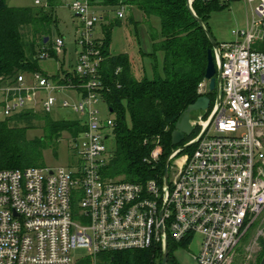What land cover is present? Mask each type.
Wrapping results in <instances>:
<instances>
[{
  "label": "built area",
  "instance_id": "built-area-1",
  "mask_svg": "<svg viewBox=\"0 0 264 264\" xmlns=\"http://www.w3.org/2000/svg\"><path fill=\"white\" fill-rule=\"evenodd\" d=\"M45 1L33 0V6ZM244 1L248 24L213 50L221 71L219 101L215 94L207 120L197 122V137L170 151L166 186L163 176L130 183L104 175L115 120L98 109L108 88L99 73L101 43L92 37L103 19L88 0L69 5L80 24L72 67H59L56 77L35 71L0 82L3 118L66 113L84 127L68 136L74 156L68 170L0 169V264H77V250L93 260L130 250L163 253L169 242L195 236L197 264H233L243 235L264 210V51L257 48L264 43V0ZM126 11L119 7L115 18L122 20ZM63 48L64 39L53 37L37 58L59 60ZM207 85L203 79L198 97L207 96ZM160 154L156 146L146 161Z\"/></svg>",
  "mask_w": 264,
  "mask_h": 264
},
{
  "label": "trees",
  "instance_id": "trees-1",
  "mask_svg": "<svg viewBox=\"0 0 264 264\" xmlns=\"http://www.w3.org/2000/svg\"><path fill=\"white\" fill-rule=\"evenodd\" d=\"M232 1L238 0H192L193 15L187 0H88L91 7L108 13L124 6L139 14L151 41L148 57L154 61L156 53L163 54L162 76L155 72L151 79L144 75L138 79L127 54H110V32L120 21L115 18L102 25L99 73L108 88L104 103L115 120L112 153L104 169L107 178L130 183L162 179L166 158L174 148L171 134L186 108L198 98L197 87L204 79L207 51L211 49L198 20L209 30L211 13L227 9ZM47 2L41 7H11L8 0H0V82L17 73L40 71L37 54L42 46H50L56 23L53 8L61 5V0ZM152 19L159 21L158 32L151 26ZM129 22L139 24L132 16ZM35 120L43 121L44 135L27 140L25 133ZM83 129L76 119L55 121L42 113L24 111L6 117L0 121V169L44 167L45 150L59 144L63 133L74 137ZM156 146L161 148L159 158L146 161ZM175 246L168 243V264H177L172 256ZM161 260L162 253L156 249L130 250L99 254L96 264H161Z\"/></svg>",
  "mask_w": 264,
  "mask_h": 264
},
{
  "label": "rangeland",
  "instance_id": "rangeland-1",
  "mask_svg": "<svg viewBox=\"0 0 264 264\" xmlns=\"http://www.w3.org/2000/svg\"><path fill=\"white\" fill-rule=\"evenodd\" d=\"M84 2L85 0H61V5L53 8V14L56 19L55 27L52 30V37H57V32L64 39V47L67 51V57L65 63H63V57L59 60L55 58H50L46 60H40L38 62V70L43 73H47L49 76H52L58 71L60 65L64 64V69H69V60L73 58L75 54V42L74 34L76 28L80 25L76 17L72 15L69 10V5L74 2ZM47 0L44 2V6H47ZM9 6L15 7H32L33 0H8ZM242 8V18L245 19V8L241 4ZM247 16L250 19V6H247ZM91 11L94 12L98 17H107L106 21L103 19L100 25L95 27V33L92 37L93 40L101 41L103 39L102 25L108 24L109 21L115 19V11H110L92 6ZM133 17L136 21L139 22L137 26H134L129 22L130 17ZM142 19L140 15L134 11H126L125 18L120 20V24L114 26L110 32V43L109 50L112 55L127 54L132 60V71L136 77L140 79L143 75L151 79L154 77L155 72L162 76V64H163V54L156 53L155 60L148 57V54L152 51L151 41L148 35L147 28L144 24H140ZM153 22L159 23L158 19H153ZM151 23L154 31L155 28H158V25ZM59 36V37H60ZM259 50L264 51V43H259ZM64 50V48H63ZM78 50V48H77ZM156 66V69H153V66ZM210 98V106L207 112L202 111H193L190 113V119L194 123L195 130L190 136H187L185 140L178 146L180 147L186 144L188 141L194 139L199 134L200 127L197 122L200 120L206 121L208 115L211 112L212 104L214 103L215 92H210L208 96ZM98 109L100 110V116L102 118H108L110 113L108 112L106 103L98 104ZM3 116L0 110V119ZM50 118L57 121H72L75 118L63 113V114H51ZM125 123L129 126L130 119L128 115L125 116ZM25 126V124H20ZM43 121H32V124L27 128L25 137L27 140H33L35 138H40L44 135ZM68 135L63 133L62 140L59 144L51 146V148L43 152V163L45 167L49 168H64L68 170L72 163L74 162L73 151L69 147ZM108 147L113 148L112 141L110 144H107ZM194 147H189L184 150V152H191ZM199 238L197 236L193 237L191 241L184 242L182 244H177L172 251V256L174 257L177 264H197L193 255L198 251ZM264 254V210L258 216L253 225L248 229V231L243 235L240 246L237 249L233 264H256L259 263ZM74 259H79L80 261L77 264H96V259H89L85 250H77L72 253Z\"/></svg>",
  "mask_w": 264,
  "mask_h": 264
},
{
  "label": "water",
  "instance_id": "water-1",
  "mask_svg": "<svg viewBox=\"0 0 264 264\" xmlns=\"http://www.w3.org/2000/svg\"><path fill=\"white\" fill-rule=\"evenodd\" d=\"M208 1V0H203ZM191 2L192 0H187L188 8L190 9L191 13L193 14L191 10ZM194 15V14H193ZM199 24L204 27L206 35L211 43V49L207 51V62H206V68L204 73V80L208 82V91L209 92H215L216 99L219 101V85L221 82V71L216 68L214 58H213V50L217 49V43L215 42L213 36L209 32L208 29L205 28V26L202 24L201 21H199ZM48 38L46 37L43 41V43H47ZM210 106V99L208 96H200L196 99V101L189 105L180 120L175 124L174 130L171 134V145L172 147L180 145L187 136H190L195 128L193 127L190 119V113L193 111H202L207 112ZM188 145L184 146L183 148H186ZM168 159H166L165 167L163 171V185H167V177H168ZM167 244L165 245V249L162 253V260L161 264H168L167 263V257H168V250H167ZM259 264H264V254L259 262Z\"/></svg>",
  "mask_w": 264,
  "mask_h": 264
},
{
  "label": "crops",
  "instance_id": "crops-1",
  "mask_svg": "<svg viewBox=\"0 0 264 264\" xmlns=\"http://www.w3.org/2000/svg\"><path fill=\"white\" fill-rule=\"evenodd\" d=\"M241 4L245 8V15L246 16H245L244 20L242 18ZM247 6L248 5L245 3L244 0L232 1L228 4L227 9H225L223 11L211 13L209 20H208V27H209V31H210L211 35L213 36V38L217 44H223V43L230 42L232 40V37L230 35L231 30L244 28L248 24L249 18L247 16L248 15L247 14V8H246ZM13 7H15V6H13ZM151 23L155 24V22H153V19L151 20ZM140 24H144V23H140ZM156 24H157V22H156ZM156 24H155V26L158 25V28H155V30L159 31V23L157 25ZM75 33H76V30H75ZM56 34H57V36H60L58 34V32ZM75 36H76V34H74V42H75ZM60 37H62V36H60ZM51 38H53V37L51 36ZM75 48H76L75 54H74L73 58L69 60V65H70L69 69L72 67V65L76 61V56H77L76 45H75ZM62 57H63V63H65L66 57H67V51H66L65 47L63 50V56ZM131 62H132V60H131ZM62 65H63V69H64V64H62ZM60 67H61V65H60ZM58 70H59V68H58ZM64 70H67V69H64ZM57 72L58 71H56V73ZM56 73L54 75H56ZM26 74H29V73H26ZM44 74L48 75L47 73H44ZM54 75L52 74V76H54ZM136 76L137 75H135V77ZM1 102H2V95L0 94V104H1ZM107 109H108V107H107ZM108 112L110 113V111H108ZM3 119L4 118L0 119V121Z\"/></svg>",
  "mask_w": 264,
  "mask_h": 264
}]
</instances>
